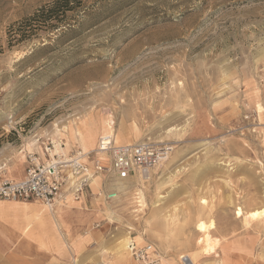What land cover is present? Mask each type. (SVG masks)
<instances>
[{
    "label": "rangeland",
    "instance_id": "obj_1",
    "mask_svg": "<svg viewBox=\"0 0 264 264\" xmlns=\"http://www.w3.org/2000/svg\"><path fill=\"white\" fill-rule=\"evenodd\" d=\"M103 138L173 147L89 189L82 234L111 237L108 264H126L130 232L164 264L223 239L264 246V219H245L264 206V0H0V160L52 141L93 157Z\"/></svg>",
    "mask_w": 264,
    "mask_h": 264
},
{
    "label": "crops",
    "instance_id": "obj_2",
    "mask_svg": "<svg viewBox=\"0 0 264 264\" xmlns=\"http://www.w3.org/2000/svg\"><path fill=\"white\" fill-rule=\"evenodd\" d=\"M28 163L27 157L1 159L0 180L3 177L20 180L26 174ZM97 177L85 188L81 198L67 207L57 204L52 210L35 199L0 201V264L111 263L112 250L98 251L116 247L111 237L107 239L97 231L87 236L82 234L96 218L87 203L92 199L89 189L99 184ZM92 242L99 245L92 246ZM220 242L216 252L203 253L197 264H264V246L257 240ZM116 261L120 262L118 257Z\"/></svg>",
    "mask_w": 264,
    "mask_h": 264
},
{
    "label": "built area",
    "instance_id": "obj_3",
    "mask_svg": "<svg viewBox=\"0 0 264 264\" xmlns=\"http://www.w3.org/2000/svg\"><path fill=\"white\" fill-rule=\"evenodd\" d=\"M40 139H36L39 141ZM102 144L92 157V151L78 150L70 153L57 149L52 141L43 142L44 158L37 152L29 153L26 174L20 180L3 177L0 180V200H40L48 208L66 204L71 197L79 200L92 179L105 172H113L126 179L139 173L146 176L149 170L166 159L172 146L146 142L134 144ZM101 152L106 154L104 163ZM99 155V156H98ZM108 200L116 199L117 193L104 192ZM129 250L133 264H164L165 255L157 244L149 240L139 243L130 232Z\"/></svg>",
    "mask_w": 264,
    "mask_h": 264
},
{
    "label": "bare ground",
    "instance_id": "obj_4",
    "mask_svg": "<svg viewBox=\"0 0 264 264\" xmlns=\"http://www.w3.org/2000/svg\"><path fill=\"white\" fill-rule=\"evenodd\" d=\"M222 74V73H221ZM110 123L108 122V125ZM83 138V137H82ZM108 141V139H104L102 140V144H106ZM105 156L104 152H101V157L103 158ZM137 175V174H136ZM138 176V175H137ZM98 178V177H97ZM229 178V177H228ZM231 178V177H230ZM96 180V179H94ZM230 180V179H229ZM228 180V181H229ZM98 183V182H97ZM97 186V185H96ZM10 201V200H9ZM19 202V201H16ZM240 209V208H239ZM241 210V209H240ZM238 211V209H237ZM246 216L245 219H264V206L261 208H255L252 209L251 211L245 212ZM158 215V214H157ZM239 215V214H237ZM46 216V215H45ZM63 219V218H62ZM48 220V219H47ZM249 220V222H251ZM243 221V220H242ZM247 221V220H246ZM248 222V223H249ZM264 222V221H263ZM262 223V222H261ZM250 224V223H249ZM260 224V223H259ZM247 225V224H246ZM261 225V224H260ZM64 227V226H63ZM66 228V227H65ZM248 228V227H247ZM160 231V230H159ZM123 236V235H122ZM129 235H125L124 237H120V239H118L117 242V255H118V259L120 262H125L126 264H133L134 261H132L131 258V254H130V250H129V246L127 245L129 242ZM136 239V238H135ZM115 240V239H114ZM136 241H138L139 243H141L138 239H136ZM201 254V253H199ZM199 254L194 255L192 258V260H190L191 262L195 263L196 261H198L197 258H199ZM114 256V255H113ZM116 258V257H115ZM182 258V257H181ZM117 259V258H116ZM114 262V261H113ZM210 263V262H209ZM124 264V263H123ZM171 264V263H170ZM173 264V263H172Z\"/></svg>",
    "mask_w": 264,
    "mask_h": 264
},
{
    "label": "trees",
    "instance_id": "obj_5",
    "mask_svg": "<svg viewBox=\"0 0 264 264\" xmlns=\"http://www.w3.org/2000/svg\"><path fill=\"white\" fill-rule=\"evenodd\" d=\"M52 7H50V9H51Z\"/></svg>",
    "mask_w": 264,
    "mask_h": 264
}]
</instances>
